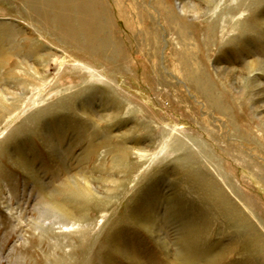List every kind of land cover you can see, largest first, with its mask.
<instances>
[{"label": "rangeland", "instance_id": "374dc122", "mask_svg": "<svg viewBox=\"0 0 264 264\" xmlns=\"http://www.w3.org/2000/svg\"><path fill=\"white\" fill-rule=\"evenodd\" d=\"M81 1L0 0V264H264V0Z\"/></svg>", "mask_w": 264, "mask_h": 264}, {"label": "bare ground", "instance_id": "6f19581e", "mask_svg": "<svg viewBox=\"0 0 264 264\" xmlns=\"http://www.w3.org/2000/svg\"><path fill=\"white\" fill-rule=\"evenodd\" d=\"M44 1V0H43ZM56 1V0H55ZM81 1V0H80ZM89 1V0H88ZM91 1V0H90ZM89 1V2H90ZM186 1V0H185ZM224 1V0H223ZM231 1V0H230ZM243 1V0H242ZM246 1V0H245ZM89 2H87V0H86V3H85V0H84V2L83 1H81V2H78V4H76V3H74V5L73 4H67V5H65V4H59V5H56V6H58L56 9L58 10V11H55V12H52V11H50V12H44V11H42V9H40L41 10V14H45V16L46 15H49V16H46V17H48V18H53V20H57L56 22L58 23V24H54V26L55 27H57L58 29L60 28V29H63V27H64V25H63V27L61 28V26L59 27V20H61V21H64V20H66V16H69L70 15V13H71V10H72V13L74 14L75 13V15H74V17L76 16V14L78 15V16H81L82 17V19H80V18H78V21L80 22V23H83L84 22V20H85V23H86V20H87V22L90 20V21H92L93 20V23L94 22H98L99 23V21H100V16H99V7L97 8V7H95V6H93L91 3H89ZM212 2H213V0H201V3H199V4H195V3H193V2H191V0H189L188 2H186V3H184V0H181V2L178 4V7H179V9H180V11H181V13L183 14H194L196 17L198 16L197 14H201V13H203L204 11H205V9L206 8H208V7H210V6H212ZM234 2V1H233ZM203 3V4H202ZM103 4V3H102ZM43 5H45L46 6V4H44L43 3ZM41 6H42V4H41ZM60 6V7H59ZM220 4L219 5H217V7H215V11H213L212 12V16L214 17L215 16V14H216V12L218 13L219 11H220ZM47 7H50V6H46V8ZM102 6H100V8H101ZM55 8V7H54ZM240 8L241 7H239L238 5H234V6H232V5H230V6H228L227 5V8H224V9H229V12H234V13H236L239 17H238V21H237V23H243L242 22V19H244L242 16H243V14H242V12L243 11H241L240 10ZM243 8V7H242ZM123 8H121L120 7V10H119V13H118V15L120 16V17H122V19L123 18H125V17H127V13H126V11H123L122 10ZM57 15V16H56ZM59 16V17H58ZM48 18H46L47 20H48ZM59 20H58V19ZM68 18V17H67ZM118 19H120V18H118ZM59 21V22H58ZM214 23V22H213ZM211 24V25H209V27L207 28V29H205V37L207 38V40H208V38H210V40H211V38H212V32H213V30H215L216 28H214L215 27V23L214 24ZM98 25V24H97ZM240 26H241V24H240ZM94 27V26H93ZM96 27V26H95ZM92 28V27H91ZM240 28V27H239ZM91 30V29H90ZM204 36V35H203ZM91 40L94 38V35L93 34H91V36L89 37ZM79 41V40H78ZM77 42V41H76ZM3 49V48H2ZM61 62V61H60ZM72 62V61H71ZM37 64V63H36ZM65 64V63H64ZM73 64V63H72ZM104 64V63H103ZM102 64V65H103ZM109 64V63H108ZM62 65V64H61ZM74 65V64H73ZM78 66V65H77ZM83 66V65H82ZM74 67V66H73ZM85 68H86V71L89 73V77L90 76H92L91 78L92 79H97V80H99V82H100V79H99V77L100 76H98L97 77V75H95L94 74V71H95V69L93 68V67H87V66H84ZM108 67V66H107ZM75 68H78V67H75ZM34 69H35V67H34ZM73 69V68H72ZM71 69V70H72ZM83 69V68H82ZM110 69V68H109ZM59 70V69H58ZM79 70V69H78ZM80 70H81V68H80ZM104 70V69H103ZM73 71V70H72ZM84 71V70H83ZM40 72V71H39ZM48 72V71H47ZM75 72L77 73V71L75 70ZM81 72V71H80ZM67 73V72H66ZM35 74H39L38 73V71L36 70V72H35ZM42 74V73H41ZM85 74V73H84ZM98 74V73H97ZM72 75V74H71ZM76 76H77V74H76ZM75 76V77H76ZM36 78H33L32 79V83L33 84H35V82H36V80H35ZM256 79V78H255ZM251 80H253V79H251ZM253 82H255V80L253 81ZM257 82V81H256ZM45 86V84H41L40 85V88H43ZM203 89V88H202ZM15 99H16V97H14ZM90 129V128H89ZM88 129V130H89ZM83 133V132H82ZM85 133V132H84ZM83 133V134H84ZM85 135V134H84ZM86 136V135H85ZM90 139H91V137H89ZM88 138V139H89ZM173 138V137H172ZM86 139V138H85ZM93 139V138H92ZM172 140V139H171ZM88 142V141H87ZM90 143H91V141H89ZM167 145H169V144H167ZM167 145H165V147L163 148V150H162V153L164 152V150L165 151H168V149H169V146H167ZM171 148V147H170ZM60 152V151H59ZM161 153V152H160ZM159 154V153H158ZM60 160V159H59ZM23 163V162H22ZM198 195V194H197ZM52 209V208H51ZM53 209L54 210H57V211H60V212H67L68 210L66 209V207L65 206H63V205H53ZM53 211V210H52Z\"/></svg>", "mask_w": 264, "mask_h": 264}]
</instances>
